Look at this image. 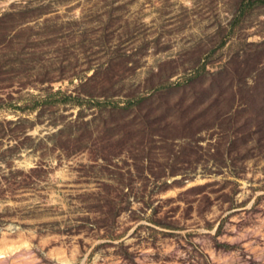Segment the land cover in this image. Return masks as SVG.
I'll list each match as a JSON object with an SVG mask.
<instances>
[{
	"label": "rangeland",
	"instance_id": "rangeland-1",
	"mask_svg": "<svg viewBox=\"0 0 264 264\" xmlns=\"http://www.w3.org/2000/svg\"><path fill=\"white\" fill-rule=\"evenodd\" d=\"M0 264H264V0H0Z\"/></svg>",
	"mask_w": 264,
	"mask_h": 264
}]
</instances>
